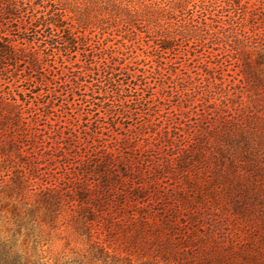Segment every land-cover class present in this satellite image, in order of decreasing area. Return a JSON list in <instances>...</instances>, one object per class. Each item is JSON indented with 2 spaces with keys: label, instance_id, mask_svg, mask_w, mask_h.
<instances>
[{
  "label": "trees",
  "instance_id": "trees-1",
  "mask_svg": "<svg viewBox=\"0 0 264 264\" xmlns=\"http://www.w3.org/2000/svg\"><path fill=\"white\" fill-rule=\"evenodd\" d=\"M181 44L187 53L204 47L211 56L219 50L213 46H220L240 68L241 79L226 82V64L213 54L214 61L200 63L202 70L183 80L162 62L163 54ZM137 51L149 58L147 64L137 60ZM187 53L189 60L193 54ZM71 58H80L82 64ZM129 58L136 60L125 63ZM136 70L166 72L173 77L171 83L185 81L178 86L188 103L233 101L230 90L239 84L264 82V0H0V193L7 192L13 202V219L33 231L42 225L53 229L67 214L89 247L75 264H264V139L242 128L230 112L214 110L219 126L206 134L217 144L211 154L219 164L217 182L195 187L183 178L185 187L172 199L173 206L159 210L161 214L145 202L146 191L127 184L133 182L134 172L127 164L115 163L109 144L95 149L100 162L91 168L89 158L73 144L82 122L66 114L55 118L49 102H38L55 89L79 93L85 77H91L89 100L84 94L78 97L88 107L103 106L110 94L118 98L139 80ZM215 71L219 78L212 75ZM42 88H47L44 94ZM123 101L106 114L112 118L144 107L142 99L130 106L129 100ZM180 114L186 118L187 112ZM148 117L151 114L139 129L125 132L139 137L142 130L151 129L159 142H168L171 133L156 129ZM102 125L83 132L87 144L102 143L103 130L121 133L114 121ZM132 144L124 140L119 146L134 148ZM90 147L96 148L94 143ZM75 149L81 161L76 173L67 161ZM191 155L177 161V172L191 173L194 163H201ZM45 163L52 170L57 163L65 171L44 179L40 172ZM79 174L84 180L69 182ZM88 176H95L93 183ZM220 180L235 196L227 205L241 220V227L231 231L218 212L204 211L206 198L219 192L213 187ZM190 191L195 196L189 197ZM182 210L188 214L181 215ZM98 234L103 238H96ZM0 264L37 263L22 257L13 244L0 243Z\"/></svg>",
  "mask_w": 264,
  "mask_h": 264
},
{
  "label": "rangeland",
  "instance_id": "rangeland-1",
  "mask_svg": "<svg viewBox=\"0 0 264 264\" xmlns=\"http://www.w3.org/2000/svg\"><path fill=\"white\" fill-rule=\"evenodd\" d=\"M213 47L219 48V50L215 49L216 51L212 53L214 55L218 54V59L224 61L226 64L227 73H224V76L227 75L224 77L226 82L234 78L236 79L235 83H237V79H241V75H239L240 68L233 65V60L227 53H222L220 46L214 45ZM187 49L188 48L181 44L175 48V50L162 55V62L170 66V70L177 73L183 80H185L188 75L194 77L195 73L200 72L202 70L199 68L200 63L205 64L215 59L213 54L211 56V53L209 54L204 47L189 49L188 53ZM137 53L139 54L137 60H144V64H147L149 58L146 59V57L138 51ZM186 53L188 56L193 54V57H190L188 60L185 56ZM70 60L73 63H77L78 66L82 64L80 58H71ZM134 60H136V58H129L126 59L125 63ZM144 68L148 70L149 65H146ZM77 71H82V68L80 67ZM123 72L124 70L120 69V74L118 76L120 80L122 79ZM135 75L140 76L139 80L132 81L126 88V91L118 93V98L116 94H110L109 97L105 98L107 100L105 101L106 104L103 106L88 107L86 106L87 103L83 101L81 103V99L78 97L79 94H84L85 101L89 100L88 94H90L91 82L93 81L91 77H85V82H83L84 87L78 91L79 93H75V90L70 93L55 89L54 92L44 95V98H40L38 102H49L53 107V112H55V118L61 119L66 114V118L73 119V121H76L74 119L77 118L82 122V127L79 128L78 131V141L77 143L74 141L73 144L77 147L82 156L85 155L86 158H89L88 162L91 168L95 167V165L100 162L101 154L96 153L95 149L100 150V146L109 144L113 151L111 149L108 150L113 152L115 163L127 164L128 168L134 172L133 175L135 178L132 180L133 182L129 181L127 184L134 187L139 186L143 191H146L147 197L145 202L153 208L155 213L159 212L163 214L164 211H159L160 209H165L169 204L173 206L172 199L177 194L178 190L185 187L184 182H181L183 178L184 180L190 179V186L195 187H199L200 184H209L216 180L217 173L219 172V164L217 163L218 160L214 163L211 154L217 144L215 143V139H212V137H209V139L206 136L207 132L219 126V119L215 115L216 113H214V110L223 109L230 112L231 115L238 120L242 128L264 139V82L261 84H252L244 81L242 84L238 85L235 91L232 92V90H230L232 94L234 93L231 97L233 101H228L225 104H219L217 102L215 105H210L206 102L203 104L198 101L194 103L186 102L184 93L180 91L178 86L179 84L186 85L185 81H183L184 83L178 81V84L177 82L171 83L173 77L168 76L166 72H162L161 74H150L148 72L142 73L136 70ZM212 75L219 78V72L217 71L213 72ZM88 82H90V84ZM229 84L232 83L230 82ZM23 87L26 88L24 83ZM209 89L212 90L214 88L210 86ZM46 90L47 88H42L40 93L44 94ZM119 98L122 99L120 100ZM157 98L160 99L159 102H157ZM123 99L130 101L129 106L132 105L131 102L138 105V102L142 99V105H144V107L137 106L138 111L136 113L132 112L127 115H116L110 118V116L106 114V110L110 107L117 110L116 105L120 104L116 102H125ZM126 106L128 105H124V107ZM148 110H150L149 113H147ZM154 110L158 113H155ZM181 111L187 112V114L184 115L186 118H182L180 114ZM148 114H151V117H148V119L154 122L156 129H166L167 132L171 133L168 142H159L157 137L154 135L152 136L151 129L142 130L143 136L139 137H132V135L125 132L126 128L139 129L140 126L145 123V118H147ZM108 120L118 124L120 128L119 132L121 133L103 130L105 134V136L102 137L104 139V141H102L103 144H97V142L91 140L90 144L94 143L96 148L90 147L89 140V145L86 143L89 137L83 132L86 130L90 133L94 131V129L98 130L99 128H104L105 126L102 124H105ZM123 136L128 137L124 139ZM85 137L87 139H85ZM124 140H127L128 143L130 142V144L133 143L132 146L134 148H126V146L120 147L119 145L123 144ZM200 141H203L202 144ZM142 146H144L145 149H143ZM77 149L67 154L68 164L75 173L79 168L78 166L81 164L76 154ZM198 150L200 152L204 151V153L198 156ZM189 152L192 153L189 154ZM186 154L188 156L192 154V158L193 155L198 159L200 158L201 163H194L196 167L193 171L191 169V173L186 174L177 172L178 170L175 168V165L177 161ZM204 159H206L205 162H203ZM45 164H47L46 168L40 172L44 175V179H51V175H48L49 173L58 176L59 172L63 173L65 171V169L63 167L60 168V165L57 163L54 164V170H52L53 167L49 166L48 163ZM78 178L84 180L79 174V176L71 178L69 182L78 183ZM94 179H96L95 176L87 177L89 184L93 183L92 181ZM262 181L264 184V180ZM219 183L217 188H215L216 186L213 187L219 191L216 192V197L206 198L204 205L206 207L204 211L208 213L218 212L217 214L228 220V227L231 231L235 225L241 227V220L238 216L232 215L233 211L229 207L230 204L228 199L235 196L228 191L225 182L223 183V181L220 180ZM191 189H193V187H191ZM6 193L7 192L4 191L0 193V243H6L7 245L13 244V249L22 255V257L29 258V260L37 264H75L74 261L88 251L89 247L85 235L80 236L75 232L72 223L69 222V216L67 214L59 218L56 227L53 229H49L47 226L42 225L40 228H35L33 231H30L28 225H18V223L15 222V218L13 219V202L7 198ZM192 193H195V191H190L187 195L189 197L195 196ZM156 196L158 200H156ZM125 213L126 212H123L122 216ZM183 214L187 215L188 212L182 210L181 215ZM98 237L103 238L99 234L96 238ZM113 247L117 246L114 245Z\"/></svg>",
  "mask_w": 264,
  "mask_h": 264
}]
</instances>
